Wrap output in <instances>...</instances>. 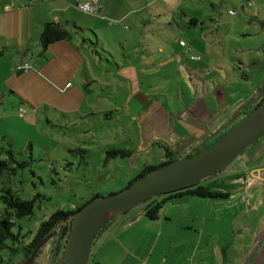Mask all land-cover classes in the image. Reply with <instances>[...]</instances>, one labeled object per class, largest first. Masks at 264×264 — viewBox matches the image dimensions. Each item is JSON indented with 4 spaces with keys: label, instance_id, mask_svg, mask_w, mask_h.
Listing matches in <instances>:
<instances>
[{
    "label": "rangeland",
    "instance_id": "obj_1",
    "mask_svg": "<svg viewBox=\"0 0 264 264\" xmlns=\"http://www.w3.org/2000/svg\"><path fill=\"white\" fill-rule=\"evenodd\" d=\"M109 1L112 4L104 7L102 18L76 11L77 26L86 31L75 37L88 48L93 63L88 80H94L79 115L20 116L18 106L6 118L17 159L31 163L10 177L12 190L21 199L44 195L35 198L33 214L18 221L24 232L34 233L57 210L76 209L97 193L107 196L122 190L144 166L159 167L168 152L176 159L182 157L193 144L188 134L197 127L170 118L168 112L176 116L182 105L197 96L205 98L208 108L217 107L216 85L240 97L248 85L258 86L264 72V0L250 4L243 0ZM191 19L197 20L196 25ZM180 40L186 47L180 46ZM256 60L262 68L254 64ZM158 103L167 107L166 125L172 127L171 119L184 135L180 141L177 132L153 136L151 131L139 138L136 121H150ZM91 107L99 114L80 119ZM212 127L198 130L197 137ZM1 138L2 132L0 148H7ZM154 140L167 147L153 145ZM76 148L87 149L89 157L82 159L83 154L73 151ZM109 149H126L133 155L105 162ZM251 152L259 155L255 158L259 162L264 160V137L245 154L250 158ZM248 164L238 157L202 184L226 182L228 175L245 172ZM230 197L229 201L191 196L170 200L154 220L144 215L145 206L140 205L97 235L87 264H240L242 259L245 264L255 245L260 241L264 245V195L260 203L244 193ZM51 245L52 239L32 264H51Z\"/></svg>",
    "mask_w": 264,
    "mask_h": 264
},
{
    "label": "crops",
    "instance_id": "obj_2",
    "mask_svg": "<svg viewBox=\"0 0 264 264\" xmlns=\"http://www.w3.org/2000/svg\"><path fill=\"white\" fill-rule=\"evenodd\" d=\"M76 3L77 0H0V134L2 132L3 139H8L7 134H10L7 130L10 123L6 118H11L18 106L22 108L18 111L20 116L32 114L36 118L38 114L40 118L44 114L45 118L51 115L70 118L69 114L75 115L88 95L89 85L86 84L94 81L88 80L93 63L88 56V48L77 43L75 36L79 34L72 32L69 41H56L45 49L39 43L46 22H61L67 24L69 29L78 27L76 11L79 9ZM111 4L109 0H97L95 7L98 14L95 16L102 18L104 7ZM81 29L84 36L86 29ZM19 62L28 64L26 71L14 69ZM257 62L254 64L262 68L261 63ZM136 112L134 114L138 116ZM94 114L98 115L99 112L91 107V112L85 117L80 116V119ZM138 122L136 125L139 126L141 139L143 134L151 133L152 126L151 121L143 122L139 118ZM260 162L255 159L245 172L237 173L240 179H232L237 174L230 176L234 189L229 191L228 201L234 193H244L246 198L261 202L264 195V160ZM3 210L4 205L0 200V213ZM262 243L260 241L255 245L245 264H264ZM240 256L244 257L243 254ZM243 263L244 259L240 264Z\"/></svg>",
    "mask_w": 264,
    "mask_h": 264
},
{
    "label": "water",
    "instance_id": "obj_3",
    "mask_svg": "<svg viewBox=\"0 0 264 264\" xmlns=\"http://www.w3.org/2000/svg\"><path fill=\"white\" fill-rule=\"evenodd\" d=\"M228 125H221L211 135L201 139L197 148L204 147L202 151L193 155L187 153L141 176L118 192L94 197L76 210L71 216L72 222L63 250L54 264H87L97 235L110 223L152 196L206 180L227 168L238 157L244 156L246 149L264 136V100L225 135L205 147ZM261 154L262 151L259 152ZM50 238L48 236L41 240L22 264H32L37 251Z\"/></svg>",
    "mask_w": 264,
    "mask_h": 264
},
{
    "label": "trees",
    "instance_id": "obj_4",
    "mask_svg": "<svg viewBox=\"0 0 264 264\" xmlns=\"http://www.w3.org/2000/svg\"><path fill=\"white\" fill-rule=\"evenodd\" d=\"M262 21V24H264V20ZM196 23V19H191V24L196 25ZM66 25L67 24L61 22H46L43 25V29L39 37L41 47L45 49L49 44L60 40L69 41L72 36V32L73 34L83 35L81 28L74 26L69 29ZM83 41H86V39H83ZM241 78L244 79L246 77L242 75ZM90 84L91 82H87L86 86ZM6 144L7 148H0V155L5 156V159L0 160V200L4 205V210L0 213V264H22V262L30 257L34 247L48 236H51L50 240L52 239V245L49 250L48 258L51 260V264H54L63 250V245L72 222L71 216L76 210L82 208L88 201L76 209L66 212L57 210L49 217L41 221L34 233H31V231L24 232L22 225L18 224V221L30 217L34 212L35 198H44V195L38 194L30 200L21 199L17 193L12 190L9 183L10 177L16 175L19 170L29 167L31 163L17 159L18 153H16L13 149L12 142L7 138ZM73 151L77 154H83L81 157L82 159L89 157V151L85 148H76ZM131 153L132 152L130 150L126 149H109L105 151L106 156L104 160L107 162L108 159L128 158ZM167 154H169V152ZM173 160L174 159H169L163 162L160 166ZM156 168L158 167L144 166L143 169H141V171L124 187L130 185L141 176L148 174ZM236 179V177H233V180ZM230 180L231 178L225 179L226 182L214 181L208 185L202 184V182L205 181L203 180L191 186L156 194L141 204L145 206L144 215L150 220L157 219L158 213L167 201L182 199L186 196L227 199L230 195L229 191L234 189L232 186H229ZM97 196H99L98 193L93 195L91 199ZM30 234L31 236L26 240L27 236Z\"/></svg>",
    "mask_w": 264,
    "mask_h": 264
},
{
    "label": "flooded vegetation",
    "instance_id": "obj_5",
    "mask_svg": "<svg viewBox=\"0 0 264 264\" xmlns=\"http://www.w3.org/2000/svg\"><path fill=\"white\" fill-rule=\"evenodd\" d=\"M260 76L261 78L259 80L258 86L256 85L255 88H251L248 85V87L244 91V95H241L240 97H236V98L233 97L234 96L233 94L228 93L225 87H220V85L219 86L216 85L215 90H216L217 103H218L217 107L213 106L211 107V109L208 108L204 101L205 98L202 96L201 97L197 96L196 98H194V101L192 103L187 102L184 105H182L183 108L178 110L176 116H174V114L171 111L168 112L170 114V118H178V119L188 122L191 125L192 124L194 125V123H196L194 126L197 127V130L193 129L192 133L190 132V134H188L191 138H193V141H192L193 144H191L190 149L188 150L189 151L188 153H191V155H193L195 153L202 151L204 147L197 148L198 143L201 141V139L211 135L221 123H222L221 125L223 124L228 125L229 123L231 124L228 125L227 129L224 130L219 136L212 139L211 141H208L205 144V147L215 142L219 137L225 135L232 127H234L243 118H245L246 115H249L251 112H253V110L264 100V72L260 73ZM194 94H196V92H193V95ZM232 98L236 100H232ZM232 101L234 102L231 103ZM157 107H159V109H161L162 112L160 113V115L157 114L158 112H160V110L158 109L155 115L151 117L152 119L150 120L151 121L150 124L152 126V133H153L152 135L153 136L170 135V134H174L175 132H177L175 128V123L173 124L171 119H170V124L172 125V127L171 126L169 127L166 125L167 124L166 119L165 120L161 119V118H169L166 115L167 107L163 106L160 103L155 105V109ZM212 118H224V119L220 121H216V120H212ZM142 121L146 122L147 120H145L144 118V120ZM211 124L213 127L210 131L206 132L200 137H197L198 130H203V128ZM183 137H184L183 134H179L178 140L180 141ZM154 138L157 139L156 137ZM153 145L167 147L164 142H159L156 140H154ZM134 154H136V150L134 151ZM131 155L133 154L131 153ZM167 156L168 157L165 161L169 159H176L173 156L172 152H169ZM243 157H244L245 163H249L248 161L252 157L255 158V154H252L251 152L250 158L246 154ZM234 174H237V173H234ZM238 174L235 175V177L237 179H240L241 177L240 175L238 176ZM231 175H228L227 177L230 178ZM42 249L37 251L35 258H38L39 255H41L40 253Z\"/></svg>",
    "mask_w": 264,
    "mask_h": 264
},
{
    "label": "built area",
    "instance_id": "obj_6",
    "mask_svg": "<svg viewBox=\"0 0 264 264\" xmlns=\"http://www.w3.org/2000/svg\"><path fill=\"white\" fill-rule=\"evenodd\" d=\"M243 1H245L247 4L251 3V0H243ZM96 3H97V0H80V1L77 0L76 6L78 7V9H80L84 13L96 14L97 13L96 12V7H95ZM228 14L231 16V15H234V12L229 11ZM179 44L182 47H186V43L184 41H182V40L179 41ZM198 58H199L198 56H194L192 59L193 60H198ZM27 68H28V64H23L22 65L19 62V64H17L14 69H16V71H19V70H25L26 71Z\"/></svg>",
    "mask_w": 264,
    "mask_h": 264
}]
</instances>
